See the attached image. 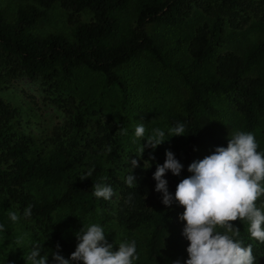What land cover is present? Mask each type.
<instances>
[{"label": "trees", "instance_id": "trees-1", "mask_svg": "<svg viewBox=\"0 0 264 264\" xmlns=\"http://www.w3.org/2000/svg\"><path fill=\"white\" fill-rule=\"evenodd\" d=\"M54 4L67 12L68 30H38L37 23ZM128 7L130 17L121 18L120 13ZM250 8L248 0H25L10 18L0 11V82L26 77L53 89L78 75L91 74L100 78L101 91L111 87L119 92V105L124 109L130 99L129 87L118 68L146 55L172 71L186 90L179 108L167 113L164 121L169 128L177 123L185 125V135L180 136L172 152L183 165L180 176L188 177L190 163L212 154L216 147H226L236 132L222 133L209 122L220 110L217 102H224L236 113L240 131L251 133L264 115V41L238 50H221L222 43L245 24L238 11ZM194 10L202 12L201 21L170 44L147 30L151 25H177ZM84 13L88 18H80ZM183 42L186 49L180 57L176 51ZM54 101L60 103L63 122L52 127V147L42 151L32 149L31 134L11 130L19 113L0 96V233L21 226L42 245L40 254L48 255L47 264H55L53 252L68 259L78 243L75 235H62L55 213L67 209L73 221L86 229L84 218L98 211L102 226L113 223L124 232L110 243L113 250L120 243L135 240L134 231L145 229L143 252L134 264H173L177 260L184 264L188 241L182 235L184 222L178 219L184 209L176 203L163 205L162 194L154 190L151 169L147 175L134 174L136 188H129L117 175L109 176L110 168L104 160L118 149L116 145L107 152L114 126L92 122L91 134L81 136L80 146L73 132L85 128L88 102L73 95ZM256 142L257 151L264 153V145ZM145 143L143 140L141 144ZM159 158L162 165L165 153ZM89 169H93L91 177L81 180ZM32 182L41 187L62 185V189L36 196L29 189ZM97 183L117 190V200L96 198L93 185ZM129 196L131 200L126 202ZM29 205L32 215L25 218L23 212ZM9 212H17L19 221L12 222ZM234 225L240 230L235 239L244 246L251 244L255 264H264V244L250 237L246 221ZM171 228L184 246L178 255L164 250ZM0 259L3 264H11L10 254L4 249H0Z\"/></svg>", "mask_w": 264, "mask_h": 264}, {"label": "rangeland", "instance_id": "rangeland-1", "mask_svg": "<svg viewBox=\"0 0 264 264\" xmlns=\"http://www.w3.org/2000/svg\"><path fill=\"white\" fill-rule=\"evenodd\" d=\"M248 1H251L252 8L237 13L238 17L245 21V24L236 29L235 33L222 43L221 50H238L248 44L264 41V0ZM23 2L25 0H0V11L6 18H10L16 6ZM120 14L123 19L129 18L131 14L130 7ZM66 16L67 12L58 4H54L47 11L45 17L37 23L36 28L41 31H67L69 25ZM81 17L86 19L88 15L84 13L80 15ZM201 19L202 12L194 10L184 21L177 25L163 26L157 24L148 26L147 30L154 37L170 44L182 32H191ZM185 45L186 43L183 42L177 47L176 55L184 56ZM118 72L125 77L129 87L130 99L124 109L119 105V92L111 87L101 91L100 78L91 74L78 75L69 82L61 83L53 89H47L38 80H31L26 77H17L8 82H0V96L9 105L15 107L19 113L17 119L12 121L11 130H14L17 134L20 132L31 134L34 141L32 149L47 151L52 147V127L55 125L61 126L63 122L60 103L54 100L59 96L73 95L77 99L88 102L84 116L86 126L80 132H73V137L75 140L78 139L77 143L80 146L79 139H81V136L91 134L90 124L92 122L98 121L100 124L107 122L109 125L114 126L110 147L114 148L117 145L118 149L114 150V155L109 160L103 159L110 168L109 176L117 175L116 177L119 179L125 180L130 171L129 168H132L130 164L132 159H137L139 165L132 168L131 174L133 176L138 172L147 175L149 169L154 173L157 164L161 163L159 157L164 155L166 150H175L180 143V136L168 138L170 128L166 126L164 116L171 110L179 108V103L185 97L186 90L172 71L162 68L155 60L148 58L146 55L119 67ZM216 104L220 110L217 115L211 116L209 122L222 133L240 131L236 113L227 109L224 102H217ZM140 123H144L146 128L144 139H147L156 128L163 130L165 138L168 139L154 150L145 149L142 156L137 157L135 154L143 139L141 141L137 140L134 131ZM122 129L126 130V135L121 134ZM251 133L254 134L256 141L264 145V115L260 118L259 125ZM68 136L70 137L69 133ZM62 139L67 140V137L62 136ZM155 151L161 153L156 155ZM155 156H157L156 159H150V157ZM145 161H148L150 167ZM123 163H125V166H122ZM115 164L118 165L117 169ZM143 164L145 168H148L144 169ZM164 178L168 182L169 192L174 194L176 185L186 177L174 176L171 172H167ZM29 189L38 196L41 193H58L62 189V185L58 187H41L32 182ZM114 192L115 195L110 199L113 202L118 198L117 190ZM262 205H264V196L257 201L258 207ZM54 220L65 237L75 235L82 228L73 221V217L67 209L58 210L54 215ZM84 220V226L86 227L93 223L102 226L98 211L92 214L90 218L85 217ZM241 222L244 221H236V223ZM31 224V222H28V225ZM102 227L108 243L124 235L123 230L113 223H107ZM22 229L21 226H17L10 233H0V249L9 252L11 264H25L23 258L26 259L31 246L37 243L31 235L32 233L29 234V232ZM145 232V229L141 228L132 234V237L136 240L138 255L143 252L142 240ZM166 234L165 251L172 255H178L184 251V246L178 240L174 228L168 230ZM0 264H3L1 259Z\"/></svg>", "mask_w": 264, "mask_h": 264}, {"label": "clouds", "instance_id": "clouds-1", "mask_svg": "<svg viewBox=\"0 0 264 264\" xmlns=\"http://www.w3.org/2000/svg\"><path fill=\"white\" fill-rule=\"evenodd\" d=\"M185 130L183 123H177L168 130V138L184 136ZM145 132L144 123L135 127V138L146 141L137 148V157L142 156L145 148L154 150L168 139L159 128L154 129L147 139H144ZM121 134L126 135V130L122 129ZM257 149L254 134L236 131L227 140L226 147H216L212 154L188 165L187 171L191 175L176 185L174 194L169 192L164 177L167 172L179 176L183 165L172 151H165L164 163L157 164L153 173L154 190L162 194L161 202L166 207L176 203L184 209L178 217L184 222L182 235L188 241V258L184 264H255L252 245L244 246L241 240L235 239L239 237L240 230L233 222L246 221L250 237L264 244V205L257 206V201L264 196V153ZM107 152L111 153L110 146ZM145 162L150 167L148 161ZM130 164L132 168L139 166L137 159H132ZM144 164L143 168L147 169ZM132 168H129L124 182L129 188H136ZM92 171L89 169L80 179L90 178ZM93 188L96 198L107 201L115 195L110 185L97 183ZM130 200L131 196L126 202ZM8 215L12 222L20 219L17 212H9ZM31 215L32 206L29 205L23 216L28 218ZM0 230H3L2 225ZM75 236L78 243L68 259L58 252L52 253L55 264H134L139 259L135 240L120 243L113 250V244L107 242L104 229L99 224L93 223L86 229L82 227ZM56 247L59 250V244ZM41 250V244H33L26 259L23 258L25 264H47L48 255H41ZM173 264H180V261Z\"/></svg>", "mask_w": 264, "mask_h": 264}]
</instances>
